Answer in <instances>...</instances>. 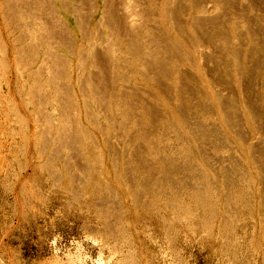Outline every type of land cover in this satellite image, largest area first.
I'll list each match as a JSON object with an SVG mask.
<instances>
[{
    "label": "rangeland",
    "instance_id": "rangeland-1",
    "mask_svg": "<svg viewBox=\"0 0 264 264\" xmlns=\"http://www.w3.org/2000/svg\"><path fill=\"white\" fill-rule=\"evenodd\" d=\"M163 1L126 2L192 54L186 92L128 62L95 95L67 51L113 37L94 0H0V264H264V0Z\"/></svg>",
    "mask_w": 264,
    "mask_h": 264
},
{
    "label": "bare ground",
    "instance_id": "bare-ground-1",
    "mask_svg": "<svg viewBox=\"0 0 264 264\" xmlns=\"http://www.w3.org/2000/svg\"><path fill=\"white\" fill-rule=\"evenodd\" d=\"M126 1L127 0H94V14L93 20L91 21L92 27L94 29L101 28L103 24H106L111 28L113 37H110L109 39H103L101 36H98L94 33H87L84 34L82 38L77 39V44L70 51L69 49H67V51L69 52L68 55L71 63V65L68 67L70 78L77 79L78 81H83L86 87H89L90 91L96 95L100 93V90L103 86L113 87L114 85V87H117L118 82H120L118 79L121 77V63H126L130 67L131 63L128 62H132V66L134 63L141 64V66L145 68L146 72H149L150 74L152 73L154 75L153 78L155 80V83H157L156 86H158V88H162V86L160 85L162 83L161 80H169L171 81V87L169 86L168 89L173 88L179 93L186 92L187 88L183 83V79H185L183 66L186 63H191V66L193 65L192 68L194 67L196 68V70L199 68L195 60H193L192 54L185 51V49H183L178 44L176 36L173 37L169 34L165 36L164 34L154 32L146 23V19L141 24L138 23L134 19V16H136L137 13L134 11V7L132 5L133 3L129 4ZM173 1L174 0H164L159 7V14L163 22H166L167 20L169 21L172 16L177 14V10L173 5ZM42 2L43 0H35L34 4H41ZM159 4L160 2H158V5ZM62 8L63 11L60 14L62 16L64 24H71L72 19L70 18V16L74 12H76V10L73 9L72 6L67 7L63 5ZM194 9L199 10V12L203 13L204 16L197 17L196 15H191L190 23L192 24V26L196 22L202 23L204 21H209V23H213L212 21L214 19L209 18V16L206 15L210 10L208 7L206 9H203L200 6H195ZM155 11L158 12V10ZM51 12L53 11L51 10ZM40 15L41 14L37 15L38 19H41ZM54 16L58 17L56 13ZM73 16H75V14H73ZM43 24H49V22L44 21ZM46 31L52 34L54 33L53 29H51V26H49V29H46ZM104 41H106V45L102 46V44H104ZM113 41L116 42L117 45L121 44L125 47L123 50L121 49L122 47L116 49V51L121 55V59H115V55L112 52V49L114 47V45H112ZM36 47L39 46L31 45V48ZM45 48H49V46L45 45ZM254 48L255 47L253 45V49ZM256 51L257 50H255L253 53H255ZM239 54L237 56V59L240 62L239 64L241 68H238V72L239 75L243 76L248 72L246 71V68L244 66L245 58L243 59V56H240ZM126 57H130L132 60H127ZM202 57L203 54L200 55L201 59ZM252 61L254 60L252 59ZM73 62L76 63L74 64ZM259 63L260 66L258 63L257 64L261 68V62ZM167 66H169V69L167 68ZM132 68L133 67H131V69ZM260 68L259 70H261ZM245 77L246 76H244V78ZM144 78L146 79V77ZM77 85L81 88L80 84ZM119 98L122 99L121 97ZM217 98H215V100ZM217 105H222V102L219 99L217 101Z\"/></svg>",
    "mask_w": 264,
    "mask_h": 264
}]
</instances>
